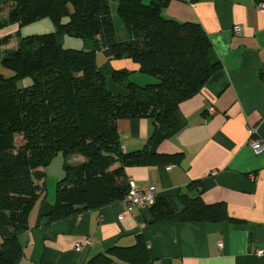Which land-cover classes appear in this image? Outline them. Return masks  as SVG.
I'll use <instances>...</instances> for the list:
<instances>
[{"label": "trees", "instance_id": "1", "mask_svg": "<svg viewBox=\"0 0 264 264\" xmlns=\"http://www.w3.org/2000/svg\"><path fill=\"white\" fill-rule=\"evenodd\" d=\"M170 1L119 0L118 14L129 31L121 41L110 0H0V30L6 32L0 34V264H18L24 255L21 237L56 157H63L64 172L49 213L52 222L121 202L131 184L126 167L181 157L146 147L126 152L117 126L122 118H147L156 127L176 129L180 104L222 66L210 59L213 43L199 23L163 14ZM45 17L53 19L55 31L18 35L21 26ZM11 26L15 31L7 32ZM64 35L93 40L95 49L66 47ZM103 48L114 59L130 58L145 80L138 83L130 72L116 70L112 77L127 92L111 91L96 59ZM28 78L32 83L23 84ZM182 200L176 211L157 197L149 207L154 221L234 219L224 202L208 204L201 192ZM150 260L139 234L133 246H113L88 263Z\"/></svg>", "mask_w": 264, "mask_h": 264}, {"label": "crops", "instance_id": "2", "mask_svg": "<svg viewBox=\"0 0 264 264\" xmlns=\"http://www.w3.org/2000/svg\"><path fill=\"white\" fill-rule=\"evenodd\" d=\"M261 1H170L163 14L199 23L213 43L210 59L222 66L199 93L180 104L176 129L156 127L147 118H122L117 123L126 152L146 147L160 154H181L171 162L128 166V178L142 189L156 186L158 198L167 199L176 211L183 208L182 195L201 192L208 204L224 202L234 219L154 221L150 209H135L120 218L123 205L116 202L52 222L49 213L56 190L47 187L30 211L18 264H89L113 246H133L139 234L147 241L151 258L145 264H264V254L256 252L264 250V153H256L248 144L250 126L264 140V11L257 7ZM118 3L110 0L112 13L118 14ZM120 21L119 33L114 17L117 38L123 41L129 31ZM235 26L241 27L240 33H235ZM15 29L11 26L7 32ZM5 33L0 30L2 36ZM16 39L17 34L10 43ZM78 39L60 37L64 46L79 44ZM81 41L82 48L95 49L93 40ZM96 59L115 93L127 92L124 84L114 81L116 70L130 72L138 83L145 80L136 63L112 58L109 48L97 50ZM55 159L47 171L56 165L61 178L63 161L59 156ZM88 238L91 241L86 243ZM77 243L82 244L80 249Z\"/></svg>", "mask_w": 264, "mask_h": 264}, {"label": "built area", "instance_id": "3", "mask_svg": "<svg viewBox=\"0 0 264 264\" xmlns=\"http://www.w3.org/2000/svg\"><path fill=\"white\" fill-rule=\"evenodd\" d=\"M257 7L260 10L264 11V1L258 3ZM235 33L241 32L240 26H235L234 28ZM209 112L211 114L215 113V109L213 107L209 108ZM250 133L249 138V146L256 152V153H264V140L256 134V128L250 126L248 128ZM158 197V190L156 186L150 185L148 188L142 189L134 180L131 179L130 189L128 194L125 198L121 201L123 205V211L120 214V218L124 217L128 213L133 212L135 209H149L151 205H153ZM91 240L88 238L86 243H89ZM223 245L222 242L219 243V247ZM82 244L77 243V248H81ZM259 255L264 254L263 249H258L256 251Z\"/></svg>", "mask_w": 264, "mask_h": 264}, {"label": "rangeland", "instance_id": "4", "mask_svg": "<svg viewBox=\"0 0 264 264\" xmlns=\"http://www.w3.org/2000/svg\"><path fill=\"white\" fill-rule=\"evenodd\" d=\"M144 2L145 3H150V0H144ZM114 17H115L116 23L118 25L117 30L119 32V29H120L119 27H120V23H121L120 20L121 19L119 18L117 12H115V11L113 13V20H114ZM121 26H122V23H121ZM50 27H53L52 30L55 31L56 25H55L53 19L51 17H45V18H42V19H39V20H36L34 22H30V23H28L26 25L21 26V29L23 31L19 32L18 35L24 37V36H28V35L48 33V32L52 31L50 29ZM122 28H123V26H122ZM78 40L79 41H76V42H79V44L78 43H76V44H66V47H74L76 49H82V47H83L82 43H81L82 41H81L80 38ZM29 83H32L31 78L30 79L29 78L25 79L23 81V84H29ZM60 156H59V160L63 161V157H60ZM71 160H77V159L74 158V159H71ZM54 162L55 161H53L52 165L55 164ZM57 164H58V161H57ZM55 168H56V165H54V167H52L51 170L47 171V173H48L47 174V187H48V189L53 190V191L56 190L57 184H58V182L60 180V176H59V174H57L58 172L55 171Z\"/></svg>", "mask_w": 264, "mask_h": 264}]
</instances>
